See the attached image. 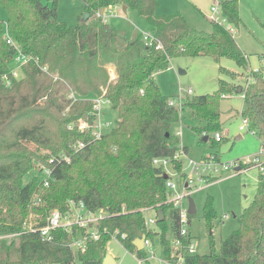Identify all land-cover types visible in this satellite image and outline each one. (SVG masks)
<instances>
[{
  "label": "trees",
  "instance_id": "trees-1",
  "mask_svg": "<svg viewBox=\"0 0 264 264\" xmlns=\"http://www.w3.org/2000/svg\"><path fill=\"white\" fill-rule=\"evenodd\" d=\"M50 1L48 5V0H0L9 34L30 57L20 77L12 76L15 50L5 43L0 20V264H102L115 229L124 234L123 246L138 257L146 251L137 250L133 240L142 235L157 239L166 256L169 237L178 231V210L166 201L164 167L152 161L166 157L182 174V164L173 156L185 147L172 130L181 115L201 121L195 132L207 136L211 146L219 145L223 137L217 142L211 137L221 130L219 99L239 93L241 115L250 120L264 146L260 71L251 73L252 82L235 87L240 74L220 67L231 82L219 79L212 94L184 95L180 108L168 103L153 77L168 67L171 57L198 55L210 56L216 63L231 59L247 74V57L232 33L240 24L238 2L220 1L228 24L210 19L211 30L205 32L192 28L179 13L157 14L158 0H80L89 17L74 26L57 19L56 0ZM118 5L135 10L157 42L147 46L140 32L128 38L105 22L106 10ZM99 96L117 118L95 139L90 128L80 131L77 126L80 118L93 123L92 100ZM43 167L51 172L46 186L40 174ZM34 193L40 197L39 206L31 205ZM70 199L82 201L92 211H104L94 225L99 237L88 239L83 251L68 245L83 236V229H56L50 240H43L24 227L30 219H41L39 225L43 224L52 209L64 210ZM146 208L163 211L157 230L145 226ZM204 215L207 220L214 216L209 201ZM209 249L204 255L187 254L183 264H264V175L258 176L254 197L243 209L238 227L220 241L218 251L213 240Z\"/></svg>",
  "mask_w": 264,
  "mask_h": 264
},
{
  "label": "rangeland",
  "instance_id": "rangeland-1",
  "mask_svg": "<svg viewBox=\"0 0 264 264\" xmlns=\"http://www.w3.org/2000/svg\"><path fill=\"white\" fill-rule=\"evenodd\" d=\"M43 1L45 3V0ZM215 1L218 3L222 0H197V2L194 0H159L158 12L163 13L159 15H170L174 14L173 10L167 11L164 8H176L174 12L178 11L184 16L192 28L208 32L211 30L210 7L216 4ZM237 2L240 24L232 30L233 37L247 57V69L260 71L264 75V0H237ZM50 4L51 1L48 0V5ZM56 9L57 19L73 26L85 13L80 0H56ZM6 19L7 14L0 7V20L5 23ZM217 19L228 24L220 15ZM103 20L113 24L121 34L128 38H132L137 32H152L147 23L132 9H127L124 13L120 7H113L112 10H106ZM220 67L240 74L235 77L233 86H244L247 74L233 60L222 58L216 63L212 57L205 55L171 57L168 67L155 72L153 77L162 94L177 103L180 95L182 97L187 95L188 88H191V95L212 94L218 88L219 79L231 82L228 76L219 72ZM18 76L20 77V74ZM242 110L243 97L239 93H226L225 97L219 99L223 128L222 131L217 132H221L224 137L222 142L216 146H211L210 141H203L201 135L195 132L194 127L201 122L195 118L182 114L172 127L173 132H177L180 142L187 147V153L180 156L182 169L186 167L188 158L199 161L203 154L206 155L209 152L215 153L217 159L223 163L235 162L247 168L235 171L231 167L219 172L214 179L208 180L205 178L198 180L194 176L190 193L188 197L183 198L182 204L186 206L189 197L195 204L196 213L192 215L187 226L194 243L195 253L199 255L209 252L211 240H213L215 250L218 251L220 241L238 227L243 209L254 197L258 176L264 175V170L260 171L256 167L248 168L243 164L246 160H253L261 143L252 129L239 130ZM101 112L100 120L110 123L104 131L109 130L115 124L116 113L106 103L101 105ZM238 134L241 135L240 139L236 137ZM169 165L166 166V170L171 180L178 188H181L182 176L174 173V169ZM185 170L187 171V168ZM208 201L214 212L210 220H207L204 215V206ZM154 215L155 211L152 209L143 211L145 219ZM166 217L169 236L170 220L168 216ZM147 227L157 230L156 221L148 222ZM152 243L151 248H144L149 257L148 263L144 260L138 263L136 258L113 239L107 242L106 249L107 253L115 258L116 264H159L158 258L162 256V248L157 239L152 240ZM152 251H154V258H150Z\"/></svg>",
  "mask_w": 264,
  "mask_h": 264
},
{
  "label": "built area",
  "instance_id": "built-area-1",
  "mask_svg": "<svg viewBox=\"0 0 264 264\" xmlns=\"http://www.w3.org/2000/svg\"><path fill=\"white\" fill-rule=\"evenodd\" d=\"M210 16L209 18L211 20L220 22L218 16L221 15V10L218 4H213L210 7ZM218 15V16H217ZM216 17V18H215ZM223 21L226 19L222 16ZM222 23V22H220ZM224 24V23H223ZM228 27H230L228 25ZM231 29V28H230ZM232 30V29H231ZM142 41L147 46H152L154 42H157L156 35L153 32H146L141 33ZM3 39L5 40V43L7 45H10L14 48L15 53L12 57V63L13 67L11 70V74L14 77H17L20 74V69L22 66H24L26 63L29 62L30 57L25 55L22 52L21 47L18 43L15 42V40L11 37V35L8 32L6 23L3 24ZM155 48L158 49L159 45H155ZM257 72V70H248V73L245 77V83L248 84L253 81L251 73ZM186 94H191V89L188 88L186 90ZM73 94L70 93L69 97H72ZM225 97V96H224ZM183 97L180 95L178 97V102L175 103L172 99L168 100V103L170 105H174L178 108L181 106ZM104 103H108V101L99 96L92 100V109L94 111L95 119L92 124H88L84 119H78V126L77 128L80 131H83L85 129H91V133L94 136L95 139L100 138V136L104 133V128H107L110 126L109 122H103L101 121V105ZM252 129V132H255L253 128L250 126V120L241 115V123L239 125L240 131H247L248 129ZM213 138L216 141H220L222 138L221 133L215 132L213 133ZM83 144L79 143L78 147H82ZM182 147V146H181ZM186 154V152L179 148L173 158L175 160H180V156ZM62 160L68 162L69 158L61 154L59 156ZM52 161V160H50ZM153 164L155 165H161L165 169V174H167V179L165 182L166 189H167V202L172 203L173 207L178 210V231L177 234L172 235L169 238V251L168 255L164 256L162 253V256L158 258L159 264H183L185 256L187 254H194L195 253V247L194 243L192 242L191 236L188 232V224L190 223L189 214L187 213V204L186 206L184 203L182 204V200L184 197H188L190 193V189L192 188L193 178L194 176L197 177L199 180L200 178L208 179H214L215 176L219 175V172L228 170L229 168L233 167L235 170L236 166H240L238 163L232 162V163H223L220 160L217 159L216 154L209 152L208 154L201 157L199 161H194L191 158H188V162L185 168H187V171L183 167L182 169V176L181 178V188H178L177 185L174 183V181L171 180L170 175L168 174L166 170V166L170 164V160L166 157H160V158H154ZM243 164H245L248 168L256 167L260 171L264 170V146L260 145L258 153L255 155L252 161H244ZM171 167V164L169 165ZM247 169V168H243ZM242 170V169H241ZM175 171V170H173ZM236 171V170H235ZM50 170L46 167H43L40 171L41 174V180L44 186L48 185V179L50 176ZM174 173H177L176 171ZM178 174V173H177ZM182 189V191H180ZM31 205L39 206L40 205V197L37 194H33L31 198ZM149 210V208H146L145 211ZM104 217V211L98 210V211H92L88 209L82 201H75V200H67L66 202V208L64 210L59 209H52L46 216L43 224L39 225L41 222L39 219L36 220H27L25 221L24 227L26 230L31 232H38L39 236L43 240H50L52 237L53 231L56 229H62L65 232H71L73 227H77L80 229H83V236L73 240L68 245L74 249H79L81 251L84 250L86 241L89 240H96L99 237L98 231L94 228V225ZM157 219L156 211L155 215L153 217H148L147 219L144 218V224L147 227L148 222L154 223ZM119 231L117 229L113 230L112 233H110V239L115 240L120 246H122L125 250H127L122 243V239L124 238V234H119ZM152 241L149 238L143 239V249L144 248H151L152 247ZM132 257L136 258L137 262H141L142 260L148 262L149 257L146 254L144 257H138L135 252L127 250ZM150 258H154V251L150 253ZM115 260V258H114ZM116 264V261H115Z\"/></svg>",
  "mask_w": 264,
  "mask_h": 264
},
{
  "label": "water",
  "instance_id": "water-1",
  "mask_svg": "<svg viewBox=\"0 0 264 264\" xmlns=\"http://www.w3.org/2000/svg\"><path fill=\"white\" fill-rule=\"evenodd\" d=\"M126 6H122V10L123 11H126ZM103 9L100 10V14L103 15ZM89 15L88 13H83L82 17H81V21H86L88 19ZM180 73H183L182 70H179ZM237 91L239 92L240 89H237ZM203 141H206L207 140V136H204L202 138ZM235 170L236 171H239L240 170V166H236L235 167ZM164 178H167V174L164 175ZM187 213L189 215H194L196 213V209H195V204L192 200L191 197L188 198V203H187ZM156 216H157V219L156 221L157 222H161L163 219H164V214H163V211L162 210H157L156 211ZM190 222V221H189ZM143 239H144V236L142 235L141 237L139 238H136L133 240V245L135 246V248L137 250H142L143 249ZM102 264H115V260L114 258L110 255V254H106L102 260Z\"/></svg>",
  "mask_w": 264,
  "mask_h": 264
},
{
  "label": "crops",
  "instance_id": "crops-1",
  "mask_svg": "<svg viewBox=\"0 0 264 264\" xmlns=\"http://www.w3.org/2000/svg\"><path fill=\"white\" fill-rule=\"evenodd\" d=\"M159 1V0H158ZM195 2H197V0H194ZM216 2V1H215ZM219 3V2H218ZM217 2H216V4H218ZM113 7H120L121 9H122V6H120V5H118V6H110L108 9H107V11H109V10H112V8ZM84 8V7H83ZM160 8V3H159V6H158V8H157V10H156V13L157 14H163V13H159L158 12V9ZM165 10H167V11H172L173 10V13H179L178 11H176V12H174L175 11V9L176 8H172V9H170V7H165L164 8ZM123 11V10H122ZM126 11H127V9H126ZM126 11H123L124 13H126ZM184 17V16H183ZM191 89V88H190ZM241 95V94H240ZM242 96V95H241ZM221 112H220V121H221V131H222V128H223V122H222V120H221ZM176 134H177V132H175ZM221 133V132H220ZM178 135V134H177ZM221 135H222V133H221ZM222 137H224L223 135H222ZM236 137L238 138V139H240L241 138V135L240 134H238V135H236ZM259 139V138H258ZM259 141H260V139H259ZM180 144L183 146V147H185V152L187 153V147L185 146V145H183L181 142H180ZM204 156V154L201 156V157H203ZM170 238V237H169Z\"/></svg>",
  "mask_w": 264,
  "mask_h": 264
}]
</instances>
